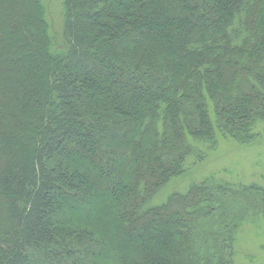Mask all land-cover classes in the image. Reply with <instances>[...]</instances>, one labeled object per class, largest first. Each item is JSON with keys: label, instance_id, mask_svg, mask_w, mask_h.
Wrapping results in <instances>:
<instances>
[{"label": "trees", "instance_id": "1", "mask_svg": "<svg viewBox=\"0 0 264 264\" xmlns=\"http://www.w3.org/2000/svg\"><path fill=\"white\" fill-rule=\"evenodd\" d=\"M61 7L56 45L41 0H0V264H236L264 188L150 203L264 135V0Z\"/></svg>", "mask_w": 264, "mask_h": 264}, {"label": "rangeland", "instance_id": "2", "mask_svg": "<svg viewBox=\"0 0 264 264\" xmlns=\"http://www.w3.org/2000/svg\"><path fill=\"white\" fill-rule=\"evenodd\" d=\"M46 20L56 45H60L62 20L61 0H41ZM204 150V149H203ZM205 159L173 179L150 203L157 206L173 192H185L191 185L214 175L233 184L256 185L264 188V135L249 146H239L230 141H219L214 149L205 150ZM246 223V222H245ZM242 225L236 244V264H264V224L250 221Z\"/></svg>", "mask_w": 264, "mask_h": 264}]
</instances>
